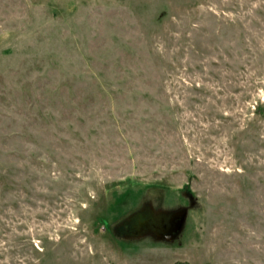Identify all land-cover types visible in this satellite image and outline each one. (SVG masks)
<instances>
[{"label": "rangeland", "instance_id": "1", "mask_svg": "<svg viewBox=\"0 0 264 264\" xmlns=\"http://www.w3.org/2000/svg\"><path fill=\"white\" fill-rule=\"evenodd\" d=\"M0 264H264V0H0Z\"/></svg>", "mask_w": 264, "mask_h": 264}, {"label": "trees", "instance_id": "2", "mask_svg": "<svg viewBox=\"0 0 264 264\" xmlns=\"http://www.w3.org/2000/svg\"><path fill=\"white\" fill-rule=\"evenodd\" d=\"M144 212V211H143ZM142 211L140 212V214H138V217L139 218H144L145 217V212L143 213ZM135 214V213H134ZM150 214L153 216V213L152 212H150ZM150 215V216H151ZM133 216H135V215H133Z\"/></svg>", "mask_w": 264, "mask_h": 264}, {"label": "flooded vegetation", "instance_id": "3", "mask_svg": "<svg viewBox=\"0 0 264 264\" xmlns=\"http://www.w3.org/2000/svg\"><path fill=\"white\" fill-rule=\"evenodd\" d=\"M138 219H141V220H143V219H149V220H151V217H150V216H149V217H148V216H145L144 218H139V217H138L137 220H138ZM142 232H143V231H142Z\"/></svg>", "mask_w": 264, "mask_h": 264}]
</instances>
